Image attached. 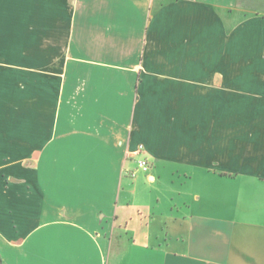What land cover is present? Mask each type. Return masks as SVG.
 Segmentation results:
<instances>
[{
    "label": "crops",
    "instance_id": "crops-1",
    "mask_svg": "<svg viewBox=\"0 0 264 264\" xmlns=\"http://www.w3.org/2000/svg\"><path fill=\"white\" fill-rule=\"evenodd\" d=\"M0 257L264 264V0H0Z\"/></svg>",
    "mask_w": 264,
    "mask_h": 264
},
{
    "label": "rangeland",
    "instance_id": "rangeland-1",
    "mask_svg": "<svg viewBox=\"0 0 264 264\" xmlns=\"http://www.w3.org/2000/svg\"><path fill=\"white\" fill-rule=\"evenodd\" d=\"M74 57L71 55H68V58L66 59V65L68 64V62H70V60H74ZM141 61H144V55L141 56ZM65 65V67L67 68V66ZM79 66L76 65V69ZM155 77V75L151 72H145L144 75L139 76L137 82H136V96L140 90V88H145L147 85H149L153 80V78ZM136 97H134L135 99ZM127 160H131L134 161L132 163L129 164V168L131 169L130 171H133L135 169H137V163L136 161L138 159H145L147 160L149 163H151V161L147 158V156L145 155V153L143 152V150H139V147H137L135 150H133L131 152V154L126 156ZM126 160V161H127ZM127 170V169H126ZM130 174V173H129ZM128 173L125 175V182L123 183L125 186L126 191H131L134 187L136 188H142L143 190H145V193L147 194V197H150L151 193L153 194L151 199H146V203H150L152 205L156 204V200H157V196L158 194H161L162 191L158 192L160 185L159 184H154L151 185L150 183H148L147 181H145V177H144V173L141 172H137V176L136 178H132L131 174L129 175ZM171 178L170 177H164L163 178V183L168 187L171 184ZM154 189V190H152ZM131 201L133 202V195H129L128 196ZM134 204V203H133ZM133 213L135 212V210L133 209L132 211ZM129 240V238H128ZM131 262V261H129ZM129 262H127L128 264H130Z\"/></svg>",
    "mask_w": 264,
    "mask_h": 264
},
{
    "label": "built area",
    "instance_id": "built-area-1",
    "mask_svg": "<svg viewBox=\"0 0 264 264\" xmlns=\"http://www.w3.org/2000/svg\"><path fill=\"white\" fill-rule=\"evenodd\" d=\"M142 146L139 147V150H142ZM137 163V169L133 170V171H129V173L131 174L132 178H136L137 176V172H141V173H149L152 170V164L149 163L147 160L145 159H138L136 161Z\"/></svg>",
    "mask_w": 264,
    "mask_h": 264
},
{
    "label": "trees",
    "instance_id": "trees-1",
    "mask_svg": "<svg viewBox=\"0 0 264 264\" xmlns=\"http://www.w3.org/2000/svg\"><path fill=\"white\" fill-rule=\"evenodd\" d=\"M0 262H1V264H2V259H1V257H0Z\"/></svg>",
    "mask_w": 264,
    "mask_h": 264
},
{
    "label": "water",
    "instance_id": "water-1",
    "mask_svg": "<svg viewBox=\"0 0 264 264\" xmlns=\"http://www.w3.org/2000/svg\"><path fill=\"white\" fill-rule=\"evenodd\" d=\"M0 264H1V262H0Z\"/></svg>",
    "mask_w": 264,
    "mask_h": 264
}]
</instances>
